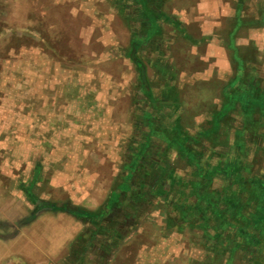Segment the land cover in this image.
Returning a JSON list of instances; mask_svg holds the SVG:
<instances>
[{"label": "rangeland", "instance_id": "rangeland-1", "mask_svg": "<svg viewBox=\"0 0 264 264\" xmlns=\"http://www.w3.org/2000/svg\"><path fill=\"white\" fill-rule=\"evenodd\" d=\"M129 1L134 0H0V193L5 196L4 205L5 202L9 203V206H5V211L9 212L10 219L16 223L19 220V225L23 222L26 224L25 241L21 240L18 244L14 242L24 255H13L11 250L9 264H168V260L162 259L166 254L165 242L168 240H171V246L176 252L181 251L178 245L183 242H186V251H206L205 242L209 238L204 237L200 230L194 231L182 226L178 229L167 227L168 219L180 220L187 216L191 219L189 211L178 218L180 213L175 211L173 204L178 205L182 201L177 196L170 200L163 197L165 201H161L162 197L151 196L154 191H148L152 211L140 213V221L136 220L139 223L134 226L128 222L122 228L117 226L121 233L116 230L115 234L114 228L115 236L123 235L116 238V241L112 234L113 223L109 224L108 218L104 223L106 228H101L99 237L92 240L94 244L88 243L90 250L87 257L80 249L81 244L69 253L66 241H70L71 237L62 241L60 237L51 236L49 228L56 227L57 223L61 226L65 220L55 222L54 218L46 219L43 207L40 206L42 202L62 205L70 200L78 208L97 213L100 208L105 207L113 191L120 188L117 187L120 173L133 156L130 145L136 135L141 138L144 128L142 122H147L146 117L144 119L139 116L137 111L139 106H144L138 98L145 97V94L139 71L130 56H127L131 42L130 24L123 18L124 10L120 9L122 4ZM195 1L178 0L181 4ZM262 1L246 0L244 8L253 15L258 12L257 6ZM132 12L133 10L130 13ZM224 24L229 26L230 20ZM192 26L198 32L199 24ZM195 28L192 29L193 32ZM189 36H178L176 44L179 49L171 53L175 61L171 62L172 55V59L168 60L174 66L180 64L177 70L174 69L176 73L180 69H186L184 65L188 64L183 53L193 43ZM247 36L249 35H240L237 40ZM226 39L225 36V42ZM253 45L246 51L250 56L257 50ZM202 47L203 45L200 48ZM178 56L183 61L178 62ZM197 57L188 65H196L195 69H202L207 63L201 64L198 60L200 56ZM234 63L237 68V62ZM150 70L149 79L155 92L159 93L161 79L164 78L161 74L154 75L155 69ZM179 79L182 80L178 77L175 79L179 94L185 90L186 97L188 92H198L199 98L207 95L209 98L197 101L190 99L191 108L184 111L189 114L183 122L185 125L178 124L175 130L165 133L153 128L154 134L168 140L170 138V141L180 146L190 137L191 140L186 144L191 151L209 154V145L204 141L197 142L200 128L192 124L193 113L195 108L213 107L214 98L217 97L218 100L221 94L220 85L214 82L210 85H196ZM263 87L264 82L261 85ZM215 103L219 105L221 102L218 100ZM154 118L163 123L167 119L161 116ZM181 127L187 129L186 135ZM165 147L162 141L156 140L150 156H161L160 150ZM259 155L261 158L263 151L259 150ZM175 156L176 154H172L173 161L177 159ZM198 158L197 154L190 153L187 159L195 161L200 170L202 165ZM175 161L174 169L181 164L179 160ZM259 164L256 162L251 165V175L264 170V164ZM239 168L243 169L241 166ZM241 172L247 173L244 170ZM68 191L75 198L70 199ZM187 191H190L189 203H196V193L207 196L209 201L210 193H217L214 196H219L217 204L220 209L228 208L225 205L229 204L226 196L233 197L237 192ZM254 192L261 191L256 188L252 195ZM220 195L224 196L221 197L223 203L220 202ZM207 199L206 203L200 204L206 206ZM215 201L213 197V202ZM210 202L212 205V200ZM254 209L259 211L263 207L254 206L249 212L241 208L239 210L249 219L248 240L257 243V239L261 241L258 248L255 247L256 250L245 249L250 247L241 242L245 234H235L232 228L225 229L221 238L217 239L218 245L222 243L227 250L224 251L230 252L227 254L229 263L264 264V226L260 221L257 222L256 213H252ZM122 213H116V223L123 222L125 213ZM207 213L201 214L202 220L207 217L209 224L212 219L219 223L212 217L215 214ZM193 214L195 216V212ZM40 215L44 216L39 218ZM125 219H129V214ZM42 222L44 227L41 226ZM228 222L229 219L226 220ZM199 223L197 221V225ZM139 224L140 227L137 226ZM97 225L99 224H95ZM95 226H91L89 230L96 231L98 228ZM80 228L82 232L79 233L85 232L84 225L80 224ZM220 230L221 228H216L212 232ZM51 231L54 232L55 229ZM227 234L233 238L226 241ZM13 239L11 238V244ZM114 243L119 245L113 248ZM103 249L107 250L104 252L106 258ZM5 250L0 246V255ZM154 251H159L161 258L155 260L154 256L157 254ZM172 259L174 258H169L170 261ZM182 260L180 257L170 263H184ZM223 262L221 259L218 261L219 264Z\"/></svg>", "mask_w": 264, "mask_h": 264}, {"label": "crops", "instance_id": "crops-1", "mask_svg": "<svg viewBox=\"0 0 264 264\" xmlns=\"http://www.w3.org/2000/svg\"><path fill=\"white\" fill-rule=\"evenodd\" d=\"M130 2L122 4L120 9L124 10L125 15L123 18L130 24L131 40L133 41L134 39L141 42L137 50V56L146 67L147 79L152 94L151 98L147 97V95L138 98L139 102H141L140 104L144 106H139V110L137 111L139 116H143L144 119L148 115H151V120L148 123L143 120L142 125L144 128L141 138H137L136 135L130 145V148L133 150V156L130 157L131 161L128 162L120 173V183L117 186L120 188L118 191H113L105 207L100 208L94 217L86 215L78 218L75 216L74 213L77 210L75 207L77 206L70 200L65 201L62 205L51 203H48V205L45 202H42L40 205L43 207L42 210L45 212L46 219L54 218L55 222L65 220L63 225L58 226L57 223L56 227L49 228L51 236L56 238L60 237L62 241H66L71 237L72 239L70 241H66V247L69 253L75 251V247L79 248V244H81L80 249L83 254H86L85 257L88 256L87 253L90 250L88 243L93 242L92 240H95V237H99L101 228H106L104 227V223L108 218L109 224L113 223L111 225L113 229L112 234L116 241V238L123 237V235L115 236L117 233L116 230L121 233L116 228L117 226L122 228L125 222L134 226L139 223H136V220L141 217L140 213L152 211V200L148 198L150 195L148 191H154L153 194L151 193V196L162 197L161 201L163 197L165 200H170L173 196H177L178 200L182 201L180 203L181 205L173 204V207H175V211L178 214L180 213L179 218L183 216L185 211H189L190 207H194L193 212H198L199 209L196 205L199 203L198 199L200 194L196 193L195 195L197 198L196 203H189L190 191H187L188 189L197 192L237 191L236 195H238L242 202V206H245L246 211H250L251 208L257 205L250 203V195L246 191H253L256 188L261 189L264 187V170L259 172V174L252 175L250 172L252 170L250 167L254 163L257 162L260 165L259 163L261 162L264 164V155L261 158L259 155V150L264 153V138H252L248 131H246V134L242 138H239L238 130H242V124L238 111H231L221 120L218 132L212 128L214 114L226 104L224 100L225 96L233 94L231 83L237 81L240 74H254L257 84L259 80L262 83L264 82V0L258 4V12L253 15H250L244 8L246 0H196L193 3L184 4L179 3L178 0H145L144 3L139 0H134ZM129 7L131 10L128 11ZM143 9L147 10L151 15L149 16L148 13H144ZM132 10L133 12L130 13ZM227 20H230L229 26L224 24ZM196 23L199 24L198 32L195 26H192ZM193 28H195V32H193ZM188 35L192 38L191 42L193 43H191L189 48L184 49L183 54L188 59L186 64H189L190 61L193 59L196 60L198 58L197 56H200L198 60L201 64L207 63V65L205 67H203L204 65L201 66V68L203 67L202 69H195L194 66L196 65H184L186 69H180V72L178 70L177 73L179 72L180 75L178 76L174 69L177 70L180 64L178 63L179 66H174L171 63L175 61V57L171 53L179 49L176 44L178 42V36L180 38H186ZM220 35L226 36V42L224 37L222 38ZM240 35L249 36L237 40ZM251 44H254L253 46L257 48L252 53L253 56L246 53L248 48L252 47L250 46ZM202 45L203 50L200 48ZM199 50L201 51L199 52ZM130 51L131 42L127 56H130ZM171 55L173 56V60L168 62L169 59H172ZM180 60L183 61L180 58L178 62ZM235 61L237 62V68H235ZM186 66H190V68ZM152 68L156 70L154 75L159 76L161 74L162 78H164L161 79L162 83H160L159 93L155 92L149 79L151 75L150 69ZM175 76L176 78H182L184 82H192L194 84L205 83L207 85L214 82L220 85L219 88L222 95L219 94L220 98L218 97V100L221 103L217 105L215 102H218V100L215 97L212 108H195L196 110L193 113L194 120L192 124L200 128L198 137L196 138L198 140L197 142L204 141L209 145V154L203 153L202 155V153L200 154L195 150L191 151L186 144L191 140L190 137H187L183 146H180L179 144H175L174 141H170L172 140L170 138L168 140V138L165 139L163 137V139L153 133V128L158 132L162 131L165 133L175 130V126H178V124L183 126L185 117L189 116L188 112L184 113V111L191 106L190 99L197 101L209 98V95L199 98L198 92H188L186 97L184 96L185 90L182 91V94L181 92L179 94L176 91L177 84ZM179 80L182 81L181 79ZM262 83L260 84L262 85ZM192 105L197 107L194 103ZM157 116L167 117L164 121L165 123L156 121L154 117ZM180 129L186 135L187 129H182V127ZM210 130L214 133L211 132L209 136H204ZM258 132L260 135V133H264V129L259 128ZM156 140L162 141L166 147L160 150L162 153L161 156L156 155V157L152 158L150 151ZM237 141H243L241 146L236 144ZM220 149H223V151ZM171 153L173 155L176 154L177 162L178 160L181 162L175 169L173 168L175 160L173 161ZM190 153H195L199 157V163L202 165L200 170L195 161H189L187 159L190 157ZM251 155L252 157H249ZM239 166L243 169H240ZM206 169L209 170L207 171ZM243 170L247 173L241 174ZM187 175H190V177ZM186 177H189V179ZM240 191L243 192L241 193ZM68 192L71 194L70 199L75 198L70 191ZM215 194L213 193L211 196L214 197L217 204V196H214ZM3 196L4 194L0 193V203H2L0 204V246L6 250L0 255V264H9L11 250L13 255H24L22 249L15 245L14 242L18 244L21 240L25 241L26 224L20 221L22 224L19 225V220L16 223V221L10 219L9 212L7 210L5 211V206H9V203L5 202L4 205L5 196ZM44 205L48 206L44 207ZM225 205L229 207V204ZM118 211L123 212L122 214L125 213L122 223L115 222ZM99 212L101 213L99 214ZM128 214L129 219H125ZM43 216L40 215L39 218ZM199 217H201V214ZM212 217L214 218L215 215H212ZM174 220L176 219L172 218L171 220H167V227L169 229H178L181 226L182 228L188 227L194 231L200 230L204 237L209 239L207 240L208 243L207 241L205 242L206 251H200L198 253L186 251V242L180 244L181 246L178 245L181 251L176 252L173 250L174 247L171 246L173 245L171 240H168L165 242V248H167L165 251L166 254L164 253L165 255L162 257V259L165 258L168 260V264H171V261L175 262L180 257L184 261V263L180 262V264H219L218 261L220 259L222 262L224 261L221 264H232L228 262L230 259L227 257V254H230V252H225L227 250L222 243L219 242L220 244L218 245L216 239L218 232H212V229H216L218 226L215 220H211L212 223L209 224V231H204L202 230L203 228L201 229L202 221L197 225V220H187L185 217L176 220L177 222ZM229 221L231 222L230 225L236 224L233 220L229 219ZM80 224L85 226V232L83 233H79L82 232ZM95 224L99 225L95 226ZM93 225L98 228L96 231L89 230ZM41 226L44 227V222L41 223ZM137 226L140 227V224ZM230 228L232 227H225L227 230ZM54 229V232L51 231ZM231 234L233 233L231 232ZM90 235L93 237L90 238ZM246 235L248 237L250 236L249 233ZM11 238H14L12 244ZM232 238L228 234L225 237L226 241ZM118 241L120 240L118 239ZM248 241L250 240L247 237H244L241 241L242 244L245 242V246H250L245 249H248V251L256 250L255 247L259 243L248 244ZM200 242H202V236L200 237ZM206 244H208V247ZM118 245L114 243L112 247L114 248ZM223 246L224 248H222ZM24 248L23 250L25 251ZM106 251L104 249L102 251L104 258H106V253H104ZM171 251L176 253H172ZM158 252L154 256L155 260L160 257ZM169 258L174 259L170 261Z\"/></svg>", "mask_w": 264, "mask_h": 264}, {"label": "trees", "instance_id": "trees-1", "mask_svg": "<svg viewBox=\"0 0 264 264\" xmlns=\"http://www.w3.org/2000/svg\"><path fill=\"white\" fill-rule=\"evenodd\" d=\"M139 1H141L142 3L145 2V0H139ZM143 12L146 14L148 13V11L145 9H143ZM148 15L150 16L151 14L148 13ZM140 45H141V42H139V40H134V39L133 41L131 40L130 58L132 62L134 63V65L139 70V75L141 78V86H142L144 94L147 95V97L151 98L152 94H151L150 84L147 79V70H146L144 63L137 56V50L140 47ZM260 83H262L260 80L258 84L256 83L254 74H247V73L240 74L237 81L231 83L233 94H228L225 96L224 100L226 104H224L221 110L219 109L214 114V117L212 120L213 130L218 132L221 120L231 111H236V112L238 111L239 112L238 114L241 118V124H242V130L241 131L238 130L239 138H242L243 135L246 134V131L250 133L252 138H256V137L264 138V133H260L259 135V132H258L259 128L264 129V89L261 88ZM146 119H147V123L150 122L151 115H148ZM211 132L213 131L211 130L208 131L207 134H205L204 136H209ZM242 142L237 141L236 144L241 146ZM259 191L261 192L260 193L254 192L253 195H252L253 191H246V192H248L250 195L249 197L250 203H255L257 206L263 207L262 210H259V211L255 210L252 213H256L255 216L257 217V222L260 221L261 224H263L262 226H264V187L259 189ZM210 194L212 195L213 193L211 192ZM221 197H224V196L220 195V200L223 199ZM217 198H219V196H217ZM226 198L229 199L228 200L229 207L225 209H220L219 204H216V202H213V196H210V201L212 200L213 202L212 205H210L211 202L207 199V196L205 195L199 196V201H198L199 203L196 205L199 209H198V212L197 211L195 212V216L193 214L194 207L189 208L191 220L192 221L197 220L200 222L202 221L201 229L203 228L202 230L209 231V223L207 222L208 218L205 217L206 219L202 220L201 217L197 218V216L199 215V213L208 214L207 212H210L211 214H215V219L219 222L217 229L219 230L221 228L220 231H217L218 235L216 239L219 240L221 238V236L225 232V227L227 226H232V229H234L235 234H238L241 236L245 234V237H246L247 236L246 234L248 233V228L250 226L249 221H248L249 219H247L239 210L241 208L242 210L246 211L245 209H243V207L245 206H242V202L240 201L238 195L236 194L233 195V197L226 196ZM206 199L208 201L206 206L201 205L200 202L206 203ZM220 202L223 203L224 200ZM75 208L77 210H75L74 215L77 216L78 218H81L86 215H88L89 217H94V215H96V213H92L91 211H87L83 208H80V207L79 208L75 207ZM202 210L203 212H201ZM189 217L190 216H187L185 218L190 219ZM228 219L233 220L236 224L230 225L231 222L226 223V220ZM257 240H258V243L261 242L259 239ZM250 241H248V244L257 243L254 240H250Z\"/></svg>", "mask_w": 264, "mask_h": 264}]
</instances>
